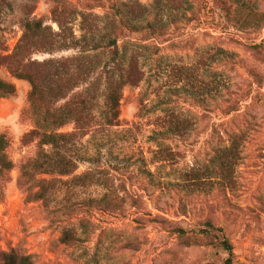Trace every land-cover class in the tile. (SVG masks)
<instances>
[{"label":"rangeland","instance_id":"374dc122","mask_svg":"<svg viewBox=\"0 0 264 264\" xmlns=\"http://www.w3.org/2000/svg\"><path fill=\"white\" fill-rule=\"evenodd\" d=\"M24 20L53 36L24 63L89 55L87 81L98 79L99 89L89 126L69 121L57 130L74 133L63 149L71 173L51 172L52 159L48 172L22 177L34 156L17 172L15 138L39 118L29 82L0 64V80L14 87L0 95L12 164L0 179V264H264V0H0L1 56L13 54ZM84 35L85 45L68 46ZM109 40L137 80L123 88L118 121L106 128ZM86 83H72L54 105L72 103L77 115ZM18 118L34 127L20 129ZM22 142L36 154L37 139ZM39 179L54 180L44 200ZM102 196L117 209L86 206ZM66 229L77 241L61 239Z\"/></svg>","mask_w":264,"mask_h":264},{"label":"trees","instance_id":"16d2710c","mask_svg":"<svg viewBox=\"0 0 264 264\" xmlns=\"http://www.w3.org/2000/svg\"><path fill=\"white\" fill-rule=\"evenodd\" d=\"M83 19V18H82ZM62 28V29H61ZM82 31L86 34L87 30L82 27ZM60 32H65L60 25ZM60 34H58L59 36ZM52 35L48 33L45 27L38 20H24L22 22V35L18 40L14 52L10 56L0 55V64H6L13 76L18 79H23L29 82L31 90L29 92V102L31 104V113L39 118L38 126H35L30 132L24 135V139H37V150L35 156L21 167V176H27L30 170L34 172H48L51 168L49 165L54 159L55 167L51 172H60L61 175L71 173L70 167L72 164L67 160L63 153L68 141L74 133H58L57 130L63 127L67 122L73 121L75 125L87 126L90 125L86 121V117L90 110L96 104V89H99V80L93 79L87 81L90 74L94 70L93 58L89 55H79L72 59L49 60L43 63L30 62L24 63V59L29 57L33 48H43L51 44ZM80 42L84 45L87 43L85 35L81 41L77 40L70 43L68 46H76ZM104 48L108 49L111 55L110 65H104L102 71L104 80L101 94L104 98L106 113L103 117V124L106 128L116 125L119 118V101L123 88L127 85H134L136 80L128 74L126 67L121 66L119 50L114 40H109ZM83 52V51H82ZM87 82V86L78 95L77 115L75 114L72 103H65L60 106L54 104L65 98L64 93L74 82ZM14 92V87L11 84L4 83L0 80V95H10ZM52 106L50 109H43L39 104L48 103ZM54 106V107H53ZM79 113V115H78ZM47 129V130H45ZM45 147H49L48 150ZM7 143L3 136H0V179L12 168V164L6 155ZM104 171H98V175H103ZM88 175V174H86ZM85 177L81 175L80 178ZM21 179V178H20ZM36 180V179H35ZM106 179L102 178L101 182ZM54 180L48 181L44 179L37 180L38 192L36 196L44 200L45 194L48 191V185ZM62 182V181H61ZM64 183V182H62ZM116 197L118 195L116 194ZM105 196L98 200H86V206L91 207V204H99L104 210H116L115 204L104 203ZM131 204L138 206L141 204L140 198L137 196H129ZM81 222V221H80ZM61 239L67 244L77 241L71 232L66 229L62 231ZM224 251L231 255V245L224 239L221 242ZM225 264H231L230 258L225 261Z\"/></svg>","mask_w":264,"mask_h":264},{"label":"clouds","instance_id":"9594fccd","mask_svg":"<svg viewBox=\"0 0 264 264\" xmlns=\"http://www.w3.org/2000/svg\"><path fill=\"white\" fill-rule=\"evenodd\" d=\"M18 127L20 129H28L34 127L31 121H22L18 118ZM26 134L25 131H20L19 135L15 138L14 150L10 156V161L16 166V171L19 172L20 165L28 158L30 155L35 156V151L29 152V146L23 144V136ZM12 147V145H10ZM7 154V150H6Z\"/></svg>","mask_w":264,"mask_h":264}]
</instances>
